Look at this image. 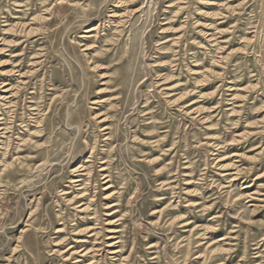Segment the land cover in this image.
<instances>
[{"label": "rangeland", "instance_id": "obj_1", "mask_svg": "<svg viewBox=\"0 0 264 264\" xmlns=\"http://www.w3.org/2000/svg\"><path fill=\"white\" fill-rule=\"evenodd\" d=\"M0 264H264V0H0Z\"/></svg>", "mask_w": 264, "mask_h": 264}]
</instances>
